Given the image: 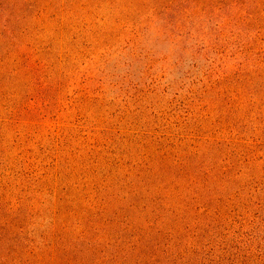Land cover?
I'll list each match as a JSON object with an SVG mask.
<instances>
[{
  "label": "rangeland",
  "instance_id": "obj_1",
  "mask_svg": "<svg viewBox=\"0 0 264 264\" xmlns=\"http://www.w3.org/2000/svg\"><path fill=\"white\" fill-rule=\"evenodd\" d=\"M0 264H264V0H0Z\"/></svg>",
  "mask_w": 264,
  "mask_h": 264
}]
</instances>
